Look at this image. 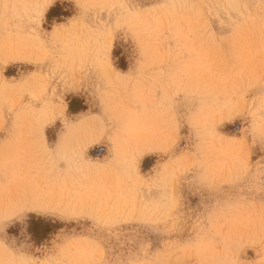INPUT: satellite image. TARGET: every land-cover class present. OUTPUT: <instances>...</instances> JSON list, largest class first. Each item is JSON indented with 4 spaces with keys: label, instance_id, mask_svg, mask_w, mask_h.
<instances>
[{
    "label": "clouds",
    "instance_id": "obj_1",
    "mask_svg": "<svg viewBox=\"0 0 264 264\" xmlns=\"http://www.w3.org/2000/svg\"><path fill=\"white\" fill-rule=\"evenodd\" d=\"M0 264H264V0H0Z\"/></svg>",
    "mask_w": 264,
    "mask_h": 264
},
{
    "label": "rangeland",
    "instance_id": "obj_2",
    "mask_svg": "<svg viewBox=\"0 0 264 264\" xmlns=\"http://www.w3.org/2000/svg\"><path fill=\"white\" fill-rule=\"evenodd\" d=\"M121 66L123 67V64H121ZM73 107H75V106H73ZM98 151H99V149H95V148L91 150L93 155H95ZM150 160H151V158L146 157L144 160V166H147V164L150 163ZM33 227H35L37 229L41 228L42 222L41 221H34Z\"/></svg>",
    "mask_w": 264,
    "mask_h": 264
}]
</instances>
